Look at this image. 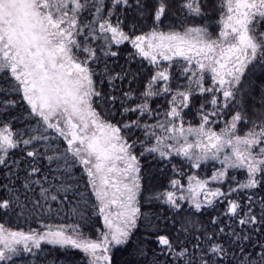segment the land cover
Segmentation results:
<instances>
[{
	"label": "snow or ice",
	"instance_id": "6c2138e0",
	"mask_svg": "<svg viewBox=\"0 0 264 264\" xmlns=\"http://www.w3.org/2000/svg\"><path fill=\"white\" fill-rule=\"evenodd\" d=\"M52 251L264 264V0H0V264Z\"/></svg>",
	"mask_w": 264,
	"mask_h": 264
},
{
	"label": "trees",
	"instance_id": "16d2710c",
	"mask_svg": "<svg viewBox=\"0 0 264 264\" xmlns=\"http://www.w3.org/2000/svg\"><path fill=\"white\" fill-rule=\"evenodd\" d=\"M15 225V222H13V226ZM47 254V253H46ZM121 253H117V256H120ZM81 256L82 254L78 252H56L52 251L51 255L49 256L50 260L55 259L56 257H59V264H81Z\"/></svg>",
	"mask_w": 264,
	"mask_h": 264
}]
</instances>
